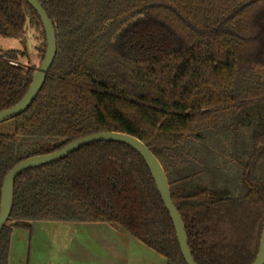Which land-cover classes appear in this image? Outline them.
Wrapping results in <instances>:
<instances>
[{"label": "trees", "instance_id": "16d2710c", "mask_svg": "<svg viewBox=\"0 0 264 264\" xmlns=\"http://www.w3.org/2000/svg\"><path fill=\"white\" fill-rule=\"evenodd\" d=\"M38 1L57 54L29 109L0 124V201L20 162L123 133L162 165L195 262L252 264L264 227V0ZM27 23L43 60L37 13L0 0L2 37L18 38ZM26 57L0 52V112L32 83ZM32 222L121 227L167 264H186L148 166L123 144L92 143L20 175L0 264L13 228Z\"/></svg>", "mask_w": 264, "mask_h": 264}, {"label": "crops", "instance_id": "0c3cea01", "mask_svg": "<svg viewBox=\"0 0 264 264\" xmlns=\"http://www.w3.org/2000/svg\"><path fill=\"white\" fill-rule=\"evenodd\" d=\"M56 228L64 231L59 241L45 236ZM8 264H167V260L121 227L32 222L13 228Z\"/></svg>", "mask_w": 264, "mask_h": 264}, {"label": "water", "instance_id": "95a60500", "mask_svg": "<svg viewBox=\"0 0 264 264\" xmlns=\"http://www.w3.org/2000/svg\"><path fill=\"white\" fill-rule=\"evenodd\" d=\"M25 1L34 9L41 20L46 35L45 56L40 67L33 74L32 83L24 97L12 108L0 112V124L14 119L29 109L42 90L57 54V40L53 22L38 0ZM98 142H112L126 145L142 157L151 172L162 201L170 214L181 253L186 264H197L189 248L188 237L183 220L172 200L170 184L162 165L144 143L133 136L123 133L111 132L88 135L73 141L64 148L51 154L30 157L17 164L7 174L1 189L0 233L6 225L12 212L14 202V185L16 179L20 175L28 170L44 167L56 161L63 160L70 154L78 151L80 148ZM252 264H264V227L260 240L259 252Z\"/></svg>", "mask_w": 264, "mask_h": 264}, {"label": "rangeland", "instance_id": "374dc122", "mask_svg": "<svg viewBox=\"0 0 264 264\" xmlns=\"http://www.w3.org/2000/svg\"><path fill=\"white\" fill-rule=\"evenodd\" d=\"M42 44L43 42L40 32L35 28L30 27L28 23L26 24L23 33L18 38L10 39L4 38L0 35V52L17 51L26 53L27 57L19 62L30 68L38 69L40 67L42 59L37 48L41 47ZM4 129H8V127H5ZM63 232L59 228H56L51 230V232L45 236L53 238L54 241H59L58 239L64 236Z\"/></svg>", "mask_w": 264, "mask_h": 264}, {"label": "built area", "instance_id": "2783aa9c", "mask_svg": "<svg viewBox=\"0 0 264 264\" xmlns=\"http://www.w3.org/2000/svg\"><path fill=\"white\" fill-rule=\"evenodd\" d=\"M13 64H15V63H13Z\"/></svg>", "mask_w": 264, "mask_h": 264}]
</instances>
